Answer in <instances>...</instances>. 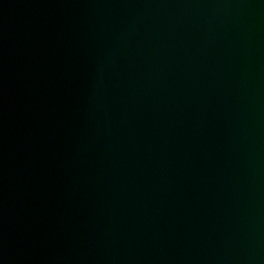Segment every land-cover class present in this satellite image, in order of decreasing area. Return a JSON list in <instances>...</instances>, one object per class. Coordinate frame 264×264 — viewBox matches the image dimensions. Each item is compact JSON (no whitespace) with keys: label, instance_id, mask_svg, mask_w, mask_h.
I'll return each instance as SVG.
<instances>
[{"label":"water","instance_id":"95a60500","mask_svg":"<svg viewBox=\"0 0 264 264\" xmlns=\"http://www.w3.org/2000/svg\"><path fill=\"white\" fill-rule=\"evenodd\" d=\"M0 264H264V0H0Z\"/></svg>","mask_w":264,"mask_h":264}]
</instances>
